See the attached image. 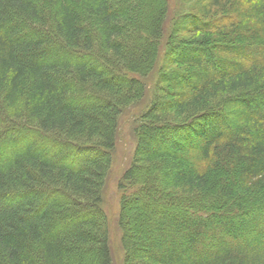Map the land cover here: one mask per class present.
<instances>
[{
	"label": "trees",
	"instance_id": "trees-1",
	"mask_svg": "<svg viewBox=\"0 0 264 264\" xmlns=\"http://www.w3.org/2000/svg\"><path fill=\"white\" fill-rule=\"evenodd\" d=\"M182 2L117 183L122 264H264V220L242 230L264 216V0ZM167 14V0H0V264H112L102 193ZM138 217L151 230L134 240Z\"/></svg>",
	"mask_w": 264,
	"mask_h": 264
},
{
	"label": "rangeland",
	"instance_id": "rangeland-1",
	"mask_svg": "<svg viewBox=\"0 0 264 264\" xmlns=\"http://www.w3.org/2000/svg\"><path fill=\"white\" fill-rule=\"evenodd\" d=\"M167 2H168V14H167L166 22H165L164 37L161 41H159V48H160L159 59L160 60L158 61L156 70L151 72V74L148 77L141 80L145 86V92H144L143 98L136 104L130 105L121 110V115L119 116V125H118L117 137H116V145H115V149L112 155L111 168H110L108 177L106 179V183H105L104 190L102 193L103 195L102 209L107 216V221L109 225V234H110L109 248H110L112 264H122V259H123V250H122V247L119 241L120 232H119L118 224H117V217H118V212H119V200L122 195V192L118 190L117 183L122 177L123 173L129 167L130 163L132 162V158L135 154L136 144H137V141H136L137 137L135 134V130L138 126L140 127L143 124V119L141 117H143L149 111L150 106L154 103V99L157 98L158 91H155L157 84H158L157 74L163 66V63L161 61L163 60V57L165 56L166 44L171 40L170 38H172L170 37V34L172 35V30L175 27L177 19L183 15V10H184L183 5L184 4L182 0H167ZM180 36L183 37V34H181ZM196 38L194 39L195 41L193 42H199V39H196ZM184 39L188 40V37L186 36ZM169 67L171 68L170 71H172V69H176V66H173V65ZM157 118L161 120L170 121L171 123L172 122L181 123L182 121V118H179L177 115H174L173 112L170 113V111L163 112V114H161ZM185 118L186 117H183V119ZM22 128L25 129L24 127ZM21 130L22 129H20L19 135H21L22 133ZM26 138L30 140L33 139L32 137H29V136H26ZM21 139H24V136L21 137ZM27 139H24V141H26ZM155 139L160 142V138L158 136ZM21 146L22 144L19 145V147ZM53 150H54V147H53ZM181 161L182 163L185 162L188 165L192 164L190 158H188L187 155H184ZM159 167H160L159 164H155L154 167L149 168V171H146V173L148 174L146 179L148 180V183L152 184V185L147 184V186L149 187V189L153 188L155 198L158 197V194L161 191L160 187L158 186L155 187L156 192L154 190V186H155L154 177H157L156 173L159 170ZM260 196L261 198L263 197V195H260ZM209 213L210 212H207L208 215ZM246 215H247L246 217L247 223L246 225L242 227V230H244L243 229L244 227H249V228L259 227L264 220V216H261V214L257 212H253L252 214H246ZM252 215H254V217ZM193 216H195V218L191 220L192 224H194L195 222H198L199 219H203L204 217L203 214H197ZM225 219H228L229 221L230 220L238 221L237 217H234V216H230L229 218H225ZM131 222L134 225V229H135L134 232H132L133 239L141 240L143 238H146V236L149 234L151 230V228L149 227L150 225L147 223V219L141 218V217H138L135 219L132 218ZM182 226L184 229L185 225L182 224ZM180 233H181V230L172 227L171 230L169 229V231H167L166 235L172 240V239H178Z\"/></svg>",
	"mask_w": 264,
	"mask_h": 264
}]
</instances>
